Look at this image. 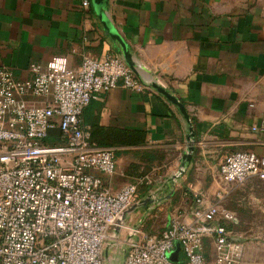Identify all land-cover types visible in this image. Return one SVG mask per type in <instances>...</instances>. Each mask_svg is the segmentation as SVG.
Instances as JSON below:
<instances>
[{"label": "crops", "instance_id": "obj_1", "mask_svg": "<svg viewBox=\"0 0 264 264\" xmlns=\"http://www.w3.org/2000/svg\"><path fill=\"white\" fill-rule=\"evenodd\" d=\"M82 2L0 0V67L23 80L32 76V61L55 55L68 56L72 67L86 54L124 56L92 2L88 9ZM106 9L137 75L144 82L159 77L188 114L160 92L122 86L86 107L84 123L116 149V172L102 174L105 181L116 191L144 177L146 202L127 214V224L157 233L177 209L190 210L189 192L197 191L234 212L229 225L243 243L244 264H264V180L227 183L220 173L232 151L264 154V0H107ZM205 249L214 256L212 239ZM107 255L123 264L125 244L110 242Z\"/></svg>", "mask_w": 264, "mask_h": 264}, {"label": "built area", "instance_id": "obj_2", "mask_svg": "<svg viewBox=\"0 0 264 264\" xmlns=\"http://www.w3.org/2000/svg\"><path fill=\"white\" fill-rule=\"evenodd\" d=\"M82 4L88 9L91 1ZM29 71L21 80L0 67V264H105L115 241L125 244L123 264H244L243 243L229 225L234 212L197 191L189 192L190 210L177 209L157 233L127 224L143 200L144 177L114 191L102 174L116 172V149L96 145L83 120L93 100L118 86L157 91L122 55L86 54L78 67L55 55L32 61ZM155 83L162 85L159 77ZM220 173L227 183L264 180V154L232 151ZM177 243L184 258L174 261Z\"/></svg>", "mask_w": 264, "mask_h": 264}, {"label": "water", "instance_id": "obj_3", "mask_svg": "<svg viewBox=\"0 0 264 264\" xmlns=\"http://www.w3.org/2000/svg\"><path fill=\"white\" fill-rule=\"evenodd\" d=\"M93 8L99 18V20L101 21V24L103 25L104 29L108 32V34L113 38L116 39L118 41H120L123 45V58L125 59V61L128 63V65H130L133 70L136 72L135 68L133 67V61H132V57L131 54L129 53V48H128V44L126 42V40L124 39V37H122V35L120 34V32L118 31L117 27L115 26L114 22L112 21V19L110 18V16L108 15L107 12V0H91ZM150 85L152 87H154L155 89H157L158 92H160L161 94L165 95L168 99H170L171 101H173L174 103H176L177 105L180 106V108L182 109V111L187 114V110L185 108V105L174 95H172L170 92H168L165 88H163L161 85L155 83V82H150ZM195 139H194V133L191 134L190 137V141H189V149L190 151H194V143ZM192 152L188 153L186 155V159H188L189 161H191L192 159ZM146 201L143 199L141 201L140 204L145 203ZM137 206L133 207L131 209V211L135 210ZM108 248L109 245L107 246V250H106V255L108 254ZM180 253H181V244L177 243L176 247L174 249V251L172 252V254L170 255L171 259L174 261H179L180 259ZM108 257V255H107Z\"/></svg>", "mask_w": 264, "mask_h": 264}, {"label": "rangeland", "instance_id": "obj_4", "mask_svg": "<svg viewBox=\"0 0 264 264\" xmlns=\"http://www.w3.org/2000/svg\"><path fill=\"white\" fill-rule=\"evenodd\" d=\"M245 214L247 216L251 217L253 213H245ZM256 216L259 217V213H257ZM258 230H260V229H258ZM109 252L111 253V249L109 250ZM105 264H121V261L119 260L118 263H117V260L116 261L115 260L114 261H111L108 257H106V263Z\"/></svg>", "mask_w": 264, "mask_h": 264}, {"label": "trees", "instance_id": "obj_5", "mask_svg": "<svg viewBox=\"0 0 264 264\" xmlns=\"http://www.w3.org/2000/svg\"><path fill=\"white\" fill-rule=\"evenodd\" d=\"M84 111H85V110H84ZM91 139H92V141H93L96 145L107 147L105 143L100 142L98 139H96V137H95V135H94V132H92V130H91ZM181 260H182V259H181Z\"/></svg>", "mask_w": 264, "mask_h": 264}]
</instances>
